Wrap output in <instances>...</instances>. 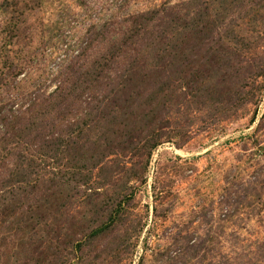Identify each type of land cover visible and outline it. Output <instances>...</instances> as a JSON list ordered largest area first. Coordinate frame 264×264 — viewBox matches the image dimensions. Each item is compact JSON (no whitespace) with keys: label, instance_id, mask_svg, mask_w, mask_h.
I'll list each match as a JSON object with an SVG mask.
<instances>
[{"label":"rangeland","instance_id":"obj_1","mask_svg":"<svg viewBox=\"0 0 264 264\" xmlns=\"http://www.w3.org/2000/svg\"><path fill=\"white\" fill-rule=\"evenodd\" d=\"M5 1L10 17L16 19L12 13L16 10L28 12L21 21L36 29L38 42L51 39L55 43L50 26L60 23L65 45L45 56L43 68L49 76L84 39H89L96 55L90 62L99 64L110 56L111 46L105 43L111 40L117 13L126 24L130 16L156 11L155 21L170 28L174 25L168 24L172 19L167 13H177V43L170 46L184 53L172 61L150 54L144 59L140 104L131 117L116 121L124 130L136 131L146 116L145 120L153 118L155 131L150 136L136 134L128 149L122 141L113 140L117 149H111L91 173L82 170L89 184L75 186L66 195L74 198H65L61 214L50 218L51 222L59 216L60 225L65 220L77 224L70 229L68 223L67 230L59 232L40 230L31 246L4 250L3 264H42L44 260L43 264H54L53 254L55 264H264V0H237L236 12L230 5L234 0H225L224 5H220L223 0H41V6L34 0H0L1 10ZM186 14L191 19L206 18L209 28L220 24L219 35L197 54L204 34L191 36L183 30ZM155 25L147 26L148 30ZM48 26V34L41 35L40 30ZM229 28L233 34L224 37ZM97 32H103L102 36L95 37ZM160 44L164 49L167 42ZM202 54H206L205 66L199 68L198 79L188 82L191 78L182 69ZM221 55L230 61L229 66H211L209 61ZM124 58L116 63L122 64ZM123 70L119 65L115 72ZM101 123L88 126L81 145L97 139L96 134L103 132ZM154 137L160 141L150 154L146 150ZM55 170L46 169L48 179ZM90 197L96 213L101 211L94 217L86 206ZM82 212L87 221L97 220L98 227L113 213L116 224L93 237L90 229L80 227ZM55 241L60 245L50 250ZM75 241H82L80 250L74 251Z\"/></svg>","mask_w":264,"mask_h":264},{"label":"trees","instance_id":"obj_2","mask_svg":"<svg viewBox=\"0 0 264 264\" xmlns=\"http://www.w3.org/2000/svg\"><path fill=\"white\" fill-rule=\"evenodd\" d=\"M36 1L41 6V0ZM224 1L220 5H224ZM80 4L85 5V1ZM238 4L237 0L230 2L231 9L235 7L236 12ZM6 5L9 4L5 1V8L0 9L3 12L0 20V256L4 250L31 246L36 242L35 237L40 230L56 229L59 232L67 230L69 224L70 229L77 224L65 220L60 225L62 219L59 216L51 219V222L50 218L61 214L64 199L70 197L66 195L75 190V186L89 184V177L82 176V170L86 168L91 173V169L98 166L111 149H117L119 145H115L113 140L122 141L124 149H128L136 134L143 137L144 133H149L150 136L155 131L153 118L145 120L146 116L143 125L136 131L127 127L124 130V125L116 121L131 117L140 104L141 91L145 88L144 59L150 54L153 57L168 56L172 61L184 53H177L170 46L177 43L174 38L179 30L176 25L180 16L177 13H167V17L172 19L168 23L174 25L172 28L155 21L156 11L138 17L130 16L126 24L119 21L123 15L120 17L117 13L113 17L111 40L105 43L111 46L110 56L101 58L102 63L99 64L90 62L96 55H92L89 39H84L75 45L76 51H65L71 55L60 61L56 73L49 76L43 68L47 63L45 56L52 48L65 45L60 23L57 21L54 26H50L55 43L51 39L38 42L36 29L26 21H21V16L25 17L28 12L13 11L15 19L14 15L9 16ZM185 16L183 30L191 36L204 34L201 48L196 49L197 54L205 48L203 44L211 37L219 35L220 24L215 23L209 28L204 23L206 18L197 16L191 19L189 15ZM129 19L133 21L130 23ZM152 23L156 25L149 31L148 27ZM44 27L42 25V29ZM42 29L40 32L44 34L41 35L48 34L49 26L45 31ZM229 29L224 32V37L230 35ZM102 34L97 32L95 37ZM224 39L220 37L221 41ZM161 42H167L164 49L159 47L162 46ZM205 55L197 56L199 60H189L190 63L183 67V72L191 78L188 82L199 78L197 72L202 65L205 66ZM221 57L209 61L210 65L225 69L230 61ZM123 58L122 64L116 63ZM184 61L187 62V59ZM174 64L171 63V67ZM119 65L124 69L122 73L115 72V69L119 71ZM100 121L102 126L99 131L103 132L96 134L97 139L92 140V144L85 142L81 145L89 132L88 126ZM154 138L152 145L147 146L146 151L150 154L159 145L160 138ZM48 168H56L57 173L54 172L51 179L45 173ZM86 206L93 211L89 212L92 217L101 213H96V203L91 197ZM113 216L112 213L108 222L98 227L97 220L92 221L90 217L91 221H87L86 214L82 212L84 224L80 227L83 229L86 226L87 231L91 230L90 235L96 237L116 224ZM62 224L64 227H61ZM53 245L60 243H51L50 250ZM72 246L75 251L78 248L80 250L83 244L82 241H75ZM56 256L52 255L54 264L57 262ZM3 257H0V264H3Z\"/></svg>","mask_w":264,"mask_h":264}]
</instances>
